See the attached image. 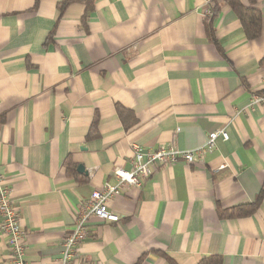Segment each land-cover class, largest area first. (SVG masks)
I'll use <instances>...</instances> for the list:
<instances>
[{"label": "crops", "instance_id": "1", "mask_svg": "<svg viewBox=\"0 0 264 264\" xmlns=\"http://www.w3.org/2000/svg\"><path fill=\"white\" fill-rule=\"evenodd\" d=\"M212 1L207 15L205 0H0V178L20 211L26 261L58 262L78 206L116 183L115 168L131 169L133 145L195 150L224 130L200 162L124 187L109 203L119 222L92 220L78 256L264 264V197L250 217H218L264 193V105L249 107L263 90L264 0H239L262 16L254 40ZM8 259L0 232V264Z\"/></svg>", "mask_w": 264, "mask_h": 264}, {"label": "built area", "instance_id": "2", "mask_svg": "<svg viewBox=\"0 0 264 264\" xmlns=\"http://www.w3.org/2000/svg\"><path fill=\"white\" fill-rule=\"evenodd\" d=\"M207 15L212 12V0H205ZM261 92L251 95L249 107L264 105V68L262 69ZM218 138L228 140L224 130H216L207 135L205 144L195 150H180L174 144L160 146L154 151L143 152L133 145L131 169L115 168L113 176L115 184H105L102 189L91 192L87 201L80 204L76 212V220L72 230L62 241V252L56 264H90L78 256L80 244L85 240L88 226L92 220L101 223H118L120 217L109 209V203L118 197L124 187L140 188L143 182L151 177L157 167L170 166L178 161L186 165L200 162L203 154L211 152ZM225 165L221 166L223 169ZM0 232L6 239L9 259L5 264H31L25 260V240L19 218L20 211L11 196V190L0 178Z\"/></svg>", "mask_w": 264, "mask_h": 264}, {"label": "trees", "instance_id": "3", "mask_svg": "<svg viewBox=\"0 0 264 264\" xmlns=\"http://www.w3.org/2000/svg\"><path fill=\"white\" fill-rule=\"evenodd\" d=\"M74 1H66L58 5L60 14L69 6L70 3ZM237 16L240 21L245 35L249 40H254L258 38L262 30V16L260 12L254 8H245L239 0H224ZM254 2V0H252ZM86 8H89L90 4L85 1ZM35 8V7H34ZM261 66L264 67V60L261 61ZM95 125V122H94ZM65 166L70 167L69 163L66 161ZM264 193L261 192L254 200L253 203L239 205L227 210L218 211V217L220 219H242L253 215L260 207L263 200ZM168 264H174V262L166 258ZM198 264H222L221 256H209L203 258Z\"/></svg>", "mask_w": 264, "mask_h": 264}, {"label": "water", "instance_id": "4", "mask_svg": "<svg viewBox=\"0 0 264 264\" xmlns=\"http://www.w3.org/2000/svg\"><path fill=\"white\" fill-rule=\"evenodd\" d=\"M78 171L82 172L83 171L82 167H78Z\"/></svg>", "mask_w": 264, "mask_h": 264}]
</instances>
